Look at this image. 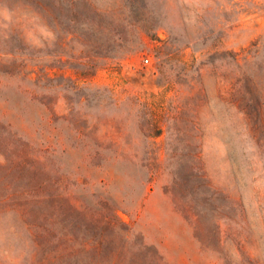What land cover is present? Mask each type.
Listing matches in <instances>:
<instances>
[{"label": "rangeland", "instance_id": "rangeland-1", "mask_svg": "<svg viewBox=\"0 0 264 264\" xmlns=\"http://www.w3.org/2000/svg\"><path fill=\"white\" fill-rule=\"evenodd\" d=\"M2 1L0 162L49 136L163 264H264V0ZM27 237L1 215L0 259Z\"/></svg>", "mask_w": 264, "mask_h": 264}, {"label": "trees", "instance_id": "trees-1", "mask_svg": "<svg viewBox=\"0 0 264 264\" xmlns=\"http://www.w3.org/2000/svg\"><path fill=\"white\" fill-rule=\"evenodd\" d=\"M2 2L0 0V4ZM21 2L15 0V6ZM29 4L25 2V6L45 23L47 5L40 1ZM6 54L13 55L14 61L19 58L17 51ZM40 70L44 73L46 67ZM46 113H52L48 106ZM72 131L77 141L67 151L78 153L83 131L76 124ZM19 145L9 147L12 153L9 157L1 155L4 163L0 162V183L3 186L0 217L7 211H13L19 217L31 247L25 264H163L156 251L129 235L120 224L111 206L113 197L105 196L109 193V183L102 181V188L106 189L103 194L93 192L85 177L86 165L93 163V159L75 162L73 172L67 175L54 164L57 149L49 136H45L42 143L20 142ZM120 162L136 165L132 159H121ZM143 167L149 168L148 165ZM26 172L34 178L24 179ZM16 173L24 180L19 188L11 185ZM0 264L13 263L0 259Z\"/></svg>", "mask_w": 264, "mask_h": 264}, {"label": "built area", "instance_id": "built-area-1", "mask_svg": "<svg viewBox=\"0 0 264 264\" xmlns=\"http://www.w3.org/2000/svg\"><path fill=\"white\" fill-rule=\"evenodd\" d=\"M145 61L148 62V59H146Z\"/></svg>", "mask_w": 264, "mask_h": 264}]
</instances>
